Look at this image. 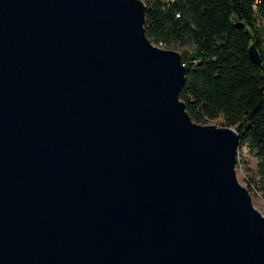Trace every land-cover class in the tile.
<instances>
[{"label":"water","instance_id":"obj_1","mask_svg":"<svg viewBox=\"0 0 264 264\" xmlns=\"http://www.w3.org/2000/svg\"><path fill=\"white\" fill-rule=\"evenodd\" d=\"M145 18L0 0V264H264L239 132L193 120L182 52Z\"/></svg>","mask_w":264,"mask_h":264},{"label":"trees","instance_id":"obj_2","mask_svg":"<svg viewBox=\"0 0 264 264\" xmlns=\"http://www.w3.org/2000/svg\"><path fill=\"white\" fill-rule=\"evenodd\" d=\"M148 37L181 50V99L197 122L223 116L264 169V0H144ZM254 39L261 63L249 54ZM239 160V159H238ZM249 190L253 184L248 183Z\"/></svg>","mask_w":264,"mask_h":264},{"label":"rangeland","instance_id":"obj_3","mask_svg":"<svg viewBox=\"0 0 264 264\" xmlns=\"http://www.w3.org/2000/svg\"><path fill=\"white\" fill-rule=\"evenodd\" d=\"M184 48H191L190 45H177L174 49L181 51ZM194 120V119H193ZM223 116L215 119H207L205 121H197L198 123H213L219 127L224 126ZM237 157V175L241 183L248 185L253 184L251 191L253 203L255 207L264 214V169L259 166V159L254 150L251 149L246 143H242ZM239 159V160H238Z\"/></svg>","mask_w":264,"mask_h":264},{"label":"bare ground","instance_id":"obj_4","mask_svg":"<svg viewBox=\"0 0 264 264\" xmlns=\"http://www.w3.org/2000/svg\"><path fill=\"white\" fill-rule=\"evenodd\" d=\"M159 46H161V47H164V44L161 42L160 44H158Z\"/></svg>","mask_w":264,"mask_h":264}]
</instances>
